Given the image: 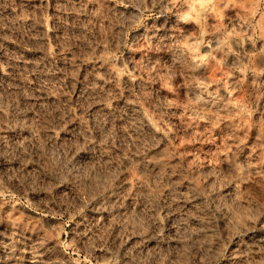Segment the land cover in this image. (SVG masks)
<instances>
[{"label": "rangeland", "instance_id": "374dc122", "mask_svg": "<svg viewBox=\"0 0 264 264\" xmlns=\"http://www.w3.org/2000/svg\"><path fill=\"white\" fill-rule=\"evenodd\" d=\"M228 1L0 0V264H264V0Z\"/></svg>", "mask_w": 264, "mask_h": 264}, {"label": "clouds", "instance_id": "9594fccd", "mask_svg": "<svg viewBox=\"0 0 264 264\" xmlns=\"http://www.w3.org/2000/svg\"><path fill=\"white\" fill-rule=\"evenodd\" d=\"M120 2H122V0H117V3H120ZM170 2H172V0H170ZM183 2L187 3L188 0H183ZM129 3L133 7H144L145 6V0H129ZM136 26H137V22L135 20H133L132 23H130V24L127 22V20H125V23L122 26V31H123L124 35L126 36ZM121 45L127 46V42L122 40ZM173 46H176V45H173ZM105 47L107 48V44H105ZM118 52H119V47H117V49L115 51L111 52L108 58L110 60H112L113 62L121 59L120 55L117 54ZM113 71H116L121 75H123V74H129L130 75V73H128V69H127L126 65L122 69L116 68L115 66H113ZM199 99H202V97H197V100H199ZM14 104H17L15 97L10 98V100L8 102H6L4 97L0 96V114H2V115H0V131L3 130L2 126L4 124L8 123L7 118L11 115ZM89 142H90V139H87L85 141V144H87ZM34 147H36L39 150L38 154L41 157V162L46 163L48 169H54V170L59 169L61 172L66 170V168H67V163H66L67 157H64L62 153H59V150H57V153H55V154H50L49 151L45 150L44 145L42 143H39V142L36 145H34ZM0 183H2V181H0ZM90 186L95 188L96 190L100 189V185L92 184ZM251 218L252 217H248V219H251ZM236 223L242 224L243 220H238V221H236Z\"/></svg>", "mask_w": 264, "mask_h": 264}, {"label": "bare ground", "instance_id": "6f19581e", "mask_svg": "<svg viewBox=\"0 0 264 264\" xmlns=\"http://www.w3.org/2000/svg\"><path fill=\"white\" fill-rule=\"evenodd\" d=\"M231 1H232V0H231ZM228 2H230V1H228V0H221V3L224 4V5L228 4ZM219 3H220V2H219ZM219 3H218V4H219ZM230 3H233V2H230ZM226 6H227V5H226ZM234 6H235V5H234ZM192 7H193V6H192ZM192 7H191V8H192ZM194 7H195V6H194ZM194 7H193V8H194ZM200 7H201V6H200ZM196 8H197V7H196ZM227 8H228V7H227ZM231 8H232V7H231ZM212 12H214V11H212ZM189 15H190V14H189ZM194 15H195V14H194ZM208 16H209V15H208ZM196 17H197V16H196ZM211 17H212V16H211Z\"/></svg>", "mask_w": 264, "mask_h": 264}]
</instances>
